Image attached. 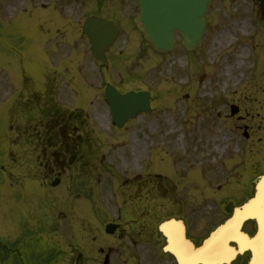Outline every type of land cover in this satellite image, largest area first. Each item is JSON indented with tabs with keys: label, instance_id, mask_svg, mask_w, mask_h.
I'll return each mask as SVG.
<instances>
[{
	"label": "rangeland",
	"instance_id": "1",
	"mask_svg": "<svg viewBox=\"0 0 264 264\" xmlns=\"http://www.w3.org/2000/svg\"><path fill=\"white\" fill-rule=\"evenodd\" d=\"M18 1L0 0V238L18 242L26 264H72L77 256L81 264H102L108 249L110 264H175L162 252V221H186L196 239L213 215L227 218L243 205L264 176V13L254 0H212L198 48L187 53L176 36L170 53L157 54L133 27L132 0H89L76 16L67 0H31L28 8ZM8 3L9 11L23 9L13 20L1 10ZM88 14L122 29L107 67L81 39ZM106 83L149 91L150 112L116 129ZM53 85L58 105L88 115L93 147L88 164L73 165L72 178L66 173L48 192L10 127L21 123L13 119L21 97ZM78 167L89 169L81 179ZM134 199L141 201L137 214ZM110 222L121 224L119 233L104 232ZM244 230L253 234V222Z\"/></svg>",
	"mask_w": 264,
	"mask_h": 264
},
{
	"label": "water",
	"instance_id": "2",
	"mask_svg": "<svg viewBox=\"0 0 264 264\" xmlns=\"http://www.w3.org/2000/svg\"><path fill=\"white\" fill-rule=\"evenodd\" d=\"M139 6V17L136 23L139 30L146 33L148 39L158 50H169L173 42L174 32H178L184 39V45L192 49L200 41L205 27V14L211 0H135ZM261 3V9L264 10V0H258ZM84 34L89 38L93 55L96 59L106 63L104 53L112 45L117 37V29L112 22L89 18L83 28ZM106 101L113 115V122L121 127L127 119L134 118L138 113L148 111L147 93H127L120 96L109 86L105 91ZM235 112V110H233ZM258 190L255 199L240 209L234 211L232 219L226 226L234 227L237 236L230 240L238 241L241 250H250L252 260L250 264H264V217L258 213H249V207L257 199ZM255 219L258 225L257 234L253 239L240 232L243 221ZM230 225V226H229ZM225 226V227H226ZM115 226L106 227L107 233H112ZM160 231L170 240V248L182 260L183 264H215L218 260L211 257V248L216 242V236H213L202 249L195 250L190 242L184 237V227L180 222L169 221L160 226ZM243 243V246L241 245ZM252 244L258 247H252ZM260 250V251H259ZM232 255H231V253ZM230 255L226 254L223 259L227 261L234 256V250H229ZM104 264H107L105 262Z\"/></svg>",
	"mask_w": 264,
	"mask_h": 264
},
{
	"label": "flooded vegetation",
	"instance_id": "3",
	"mask_svg": "<svg viewBox=\"0 0 264 264\" xmlns=\"http://www.w3.org/2000/svg\"><path fill=\"white\" fill-rule=\"evenodd\" d=\"M18 1V0H16ZM24 5H30L32 4L31 0H22ZM10 2V1H9ZM19 2V1H18ZM87 3L89 4V0L83 1V0H67L66 1V6H68L70 8L71 11V16L74 14L76 15H83L82 12H86L87 9ZM96 6V9H99V5L98 3H93ZM22 5V4H21ZM44 4H42L41 6H43ZM9 3L7 5H5L6 9L8 8ZM42 8V7H41ZM89 16L85 15L84 18H87ZM65 20V18H63ZM38 23V27L42 28V23L37 21ZM40 129H44L45 131H48L47 134L44 135H38V155L40 157H38V163L44 166H52L55 163H61L64 164L66 163L67 168H64L63 170L68 169L69 167L73 166V165H78V164H88L89 158L85 157L87 155H85V153H87V151H83V149H81V151L78 152V148L77 145H73V144H57V142L55 141V134L53 132L54 130V126H40L38 127ZM77 148V149H76ZM58 149V150H57ZM75 151L74 153V157H69L67 158L66 156L71 153L72 151ZM42 150V151H41ZM49 156V157H47ZM73 170V168H72ZM87 170V169H86ZM86 170H84V168H77V173L78 172H85ZM56 174H48V177H50V180H53L55 178ZM5 250H8V245H4ZM79 262V261H77Z\"/></svg>",
	"mask_w": 264,
	"mask_h": 264
},
{
	"label": "bare ground",
	"instance_id": "4",
	"mask_svg": "<svg viewBox=\"0 0 264 264\" xmlns=\"http://www.w3.org/2000/svg\"><path fill=\"white\" fill-rule=\"evenodd\" d=\"M245 49H242V54H241V58L245 59L246 54H245ZM215 142L217 141H222L221 137L217 136L214 140ZM218 148V145H217ZM258 194H257V199L255 200L254 203H252L249 207V213H258V215L263 216L264 217V181L260 182V184L258 185ZM230 226V225H229ZM235 236H237V232L235 230L234 227H224L222 228L218 233H217V240L213 245V248H211V257L216 258L217 263H222L227 261V259H223L226 253V256L228 257L230 255L228 248L224 245V241L231 239L232 237L235 238ZM238 244V241H237ZM241 245L243 246V243L241 242ZM239 246V244H238ZM252 247H258V245L256 244H252ZM240 250H241V246H240ZM260 251V250H259ZM232 255V253H231ZM176 256L178 257V255L176 254ZM180 263L182 264V260L179 259Z\"/></svg>",
	"mask_w": 264,
	"mask_h": 264
}]
</instances>
